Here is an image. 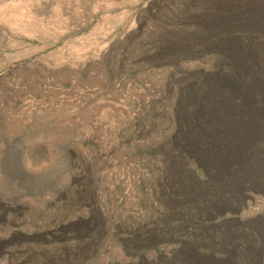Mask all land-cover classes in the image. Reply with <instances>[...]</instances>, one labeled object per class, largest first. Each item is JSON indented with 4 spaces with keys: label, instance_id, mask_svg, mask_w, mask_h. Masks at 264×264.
I'll list each match as a JSON object with an SVG mask.
<instances>
[{
    "label": "rangeland",
    "instance_id": "rangeland-1",
    "mask_svg": "<svg viewBox=\"0 0 264 264\" xmlns=\"http://www.w3.org/2000/svg\"><path fill=\"white\" fill-rule=\"evenodd\" d=\"M27 225L0 264H264V0H0V241Z\"/></svg>",
    "mask_w": 264,
    "mask_h": 264
},
{
    "label": "flooded vegetation",
    "instance_id": "flooded-vegetation-1",
    "mask_svg": "<svg viewBox=\"0 0 264 264\" xmlns=\"http://www.w3.org/2000/svg\"><path fill=\"white\" fill-rule=\"evenodd\" d=\"M7 213H10L15 217H19V216H23L24 212H23V210H18V209H8ZM12 225H14V224L12 223ZM27 228H28V225L25 228L22 227L20 229V231L17 228L16 229L12 228L11 230H9V232L7 233V237H6L5 241L4 242L0 241V250L3 247H11L13 245L19 244V241H18L19 232L23 233L22 234V240L23 239H29V237H31L30 239H32L33 233L28 232ZM130 245L132 248H148V247L154 246V243L146 242V241H135V242H132ZM153 264H156V263H153Z\"/></svg>",
    "mask_w": 264,
    "mask_h": 264
},
{
    "label": "trees",
    "instance_id": "trees-1",
    "mask_svg": "<svg viewBox=\"0 0 264 264\" xmlns=\"http://www.w3.org/2000/svg\"><path fill=\"white\" fill-rule=\"evenodd\" d=\"M248 34L247 33H245V32H243V33H241V36L243 37V39L244 40H247V36ZM206 93H203V92H201L200 93V99L202 98L201 96H203V95H205ZM223 96V93H222V91H218V90H215V91H213V93L211 94V97L206 101V103H207V106H208V109H210V108H212V107H215V104H216V102L218 101V100H220V98ZM221 113L224 115L225 114V112H223V111H221ZM202 121H204V122H206V120H200V124H201V122ZM204 128H207L205 125L203 126ZM210 129H212V127H209ZM209 128H207V129H209ZM215 138H217V137H215V134H211V135H208V136H205V138H204V140L203 141H205L204 142V144L206 145V144H208V143H213V142H215L216 141V139Z\"/></svg>",
    "mask_w": 264,
    "mask_h": 264
}]
</instances>
